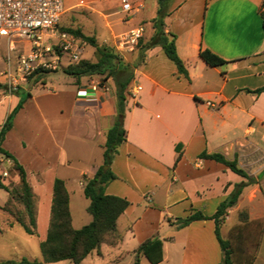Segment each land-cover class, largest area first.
<instances>
[{"label": "crops", "instance_id": "obj_1", "mask_svg": "<svg viewBox=\"0 0 264 264\" xmlns=\"http://www.w3.org/2000/svg\"><path fill=\"white\" fill-rule=\"evenodd\" d=\"M128 1L140 14L122 23L131 25L128 31L142 26L145 32L149 26V39L157 0L152 2L155 14L148 18L142 16L148 0ZM263 1L172 0L164 31L175 36L176 51L187 77L177 72L160 47L147 50L142 64L134 70L130 86L140 85L142 90L132 100L126 98V140L118 147L110 167L116 179L105 187L106 195L126 199L130 204L117 220L122 240L114 247L102 245L99 254L93 251L81 264L87 259L102 258L103 247L122 251L128 243L136 249L126 253H134L139 259L142 255H137L138 247L152 238L162 242L163 257L158 264H219L222 255L214 221H194L184 228H178L176 221L197 212L213 216L219 204L242 183L246 185L237 203L226 211L220 234L226 239L235 225L228 221L241 210L247 212L250 221H263L252 264H264V92H246L264 87ZM118 5L121 9L120 0H88L67 5L65 12L77 15L93 11L106 17L105 13ZM101 21L108 24L105 18ZM71 22L72 17L69 27ZM205 49L226 64L207 65L199 56ZM111 85H106L108 91L96 99H86L90 84L81 79L74 86L75 96L71 93L67 114L54 112L46 104L38 105L41 124L33 123L30 145L26 138L20 139V116L26 101L4 136L1 147L23 167L35 198L36 228L41 220L46 234L55 179L65 184L73 229L92 220L83 189L85 180L103 164L106 134L116 118L115 86L113 82ZM60 94L47 95L60 101ZM77 101L83 103L79 105ZM17 103L14 95L0 98V128ZM33 120L37 119L26 124ZM90 150L97 152L96 157L90 155ZM85 151L90 162L78 169L75 162L81 163ZM203 152L236 159L250 179L215 161L198 158ZM178 155L180 159L175 164ZM8 197L0 205L4 215L0 235L19 226L3 209ZM84 200L88 201L85 214L78 215L76 210L74 215V203L83 204ZM144 201L157 209L145 206Z\"/></svg>", "mask_w": 264, "mask_h": 264}, {"label": "trees", "instance_id": "obj_2", "mask_svg": "<svg viewBox=\"0 0 264 264\" xmlns=\"http://www.w3.org/2000/svg\"><path fill=\"white\" fill-rule=\"evenodd\" d=\"M171 2L172 0H157L156 16L151 20L153 35L147 40H143V37L139 40L135 48L137 50V59L134 64L124 62L113 49L98 46L96 40L83 34L80 28H60V31L70 33L94 47L97 52L96 62L91 63L82 58L78 63L69 65L64 73L73 77L76 83L83 77L98 75L104 77L105 80L111 79L115 86L116 118L106 134L103 148V164L92 178L85 180L83 189L85 198L89 200L87 211L91 215L92 220L80 229H73L69 211V198L65 184L62 180L55 179L47 234L45 240L39 245L41 261L30 262L23 258L18 262L4 261L0 262V264H50L61 261H71L73 264H81L93 251L99 254L102 245L114 247L121 242L122 237L117 231V220L130 204L126 199L106 195L105 187L116 179L110 167L115 155L118 153V147L126 140L123 117L126 107L127 89L134 79V70L142 64L147 50L160 47L166 57L175 65L177 72L187 77L184 63L176 51L175 36L164 31V19L169 15ZM199 56L211 67H219L226 64L225 60L207 49L201 50ZM47 73L49 72H37L29 76L27 80L35 79L34 81L37 83ZM42 84H45L43 80ZM0 88L5 87L0 84ZM246 92L259 95L264 92V87L254 91L246 90ZM11 94L18 97V103L0 128V155L10 160L18 173L19 190L16 200L22 205V211L13 212L6 205L3 209L10 214L13 222L17 223L27 235L33 236L36 233L34 194L26 180L23 167L19 165L11 154L1 147L5 134L12 127L14 117L22 109L27 99L31 97V94L24 92L21 86L17 87ZM198 158L215 161L228 168L234 174L247 180L250 179L249 175L238 165L236 159L228 160L219 153L206 154L205 152L201 153ZM179 159L180 155L176 157L175 164ZM262 175H264V171ZM245 185V183L236 185L234 190L219 204L213 216L206 217L197 212L185 219H178L176 221L178 228H184L194 221L213 220L215 224V237L222 255L219 264H252L256 256L263 221L253 222L246 217L241 224L243 226L235 227L236 230L244 226L257 227L258 237L255 245L253 247H244L241 258L236 257L231 242L228 239H223L220 234V227L226 211L237 203ZM0 189H3L8 194L10 193V190L1 181ZM136 253L137 255L144 256L150 264H158L162 261L163 257L162 242L157 238L148 239L138 247ZM133 264H139L137 256Z\"/></svg>", "mask_w": 264, "mask_h": 264}, {"label": "rangeland", "instance_id": "obj_3", "mask_svg": "<svg viewBox=\"0 0 264 264\" xmlns=\"http://www.w3.org/2000/svg\"><path fill=\"white\" fill-rule=\"evenodd\" d=\"M88 0H63L64 10L67 5L75 2H84ZM154 0H148L145 10L143 11L142 16L144 18H148L155 14V10L153 8ZM66 11V10H65ZM78 11V10H77ZM157 11V9H156ZM66 13V12H65ZM61 18V21L58 25V30L60 28H68V21L72 17V28H80L83 34L86 36L93 37L96 40L98 46L107 47L113 49L115 52L119 54V56L123 59L124 62L129 64H134L137 59V50L132 52L129 51H117L115 47V42L117 38L127 32L131 25L123 24L130 17H125L126 15L122 13L119 5L116 8L109 9L103 15L97 12H77V15H73V11H68ZM138 12H133L132 17L137 16ZM156 16V14H155ZM107 19L108 24H102L101 20ZM126 25V26H124ZM141 25H144V22H141ZM145 32L143 36V40L148 39L149 26L145 27ZM83 45V53L82 58L88 62L94 63L97 61V52L94 47L90 46L86 42ZM9 42L5 39L0 40V84L5 88H0V98L2 97H10L12 94L7 90L8 80L6 78V74L8 70L12 72V74L17 69L18 60L21 55H25L28 53L29 45L21 40H14L13 48L10 49ZM68 68V66H62L60 69L55 72H49L41 78L45 84H42V80L39 82H35V79L27 80L25 83H22L21 87L24 92H29L31 94V99H27L25 110L20 116V139L23 137L31 142L29 136L34 128L33 123L41 124V120L37 113L38 105H49L51 106V110L54 112L64 111L65 114L69 111L70 99H73L75 96V87L79 85V82L76 83L75 79L71 76H68L64 73V71ZM15 76V75H14ZM84 82L88 84L91 83H99L104 85H111L113 82L111 79L105 80L104 77L94 75V76H86L82 78ZM47 83V84H46ZM20 86V85H19ZM111 92H113V86L111 85ZM51 92L61 93L60 97L61 102L57 100V98L50 97L47 94ZM72 93V95H71ZM76 98V97H75ZM129 100L132 98L128 97ZM57 102H60L58 105ZM80 105L83 102L77 101ZM37 119L30 122V125H27V121L30 119ZM25 122V124H24ZM25 126V127H24ZM31 148V147H30ZM29 148V149H30ZM94 152V153H93ZM96 157L97 152L94 150H90V155ZM93 156V157H94ZM84 159H82L81 163H76L75 166L79 168L87 167L90 160H88V153L85 151ZM5 174V176H4ZM0 181L10 190V195L0 189V205L7 200L9 195V203L6 204L7 208L13 212H18V210L22 211V205L19 204L16 200L17 192L19 190V177L17 171L13 167V163L0 155ZM88 201L84 200L83 204L81 202H75L74 205L77 209L74 210V215L78 212L79 214H85V207L87 206ZM145 206L150 207L151 209H157L151 204V202H145ZM77 210V212H76ZM76 212V213H75ZM247 217L248 214L245 210H241L237 215L234 216L233 219H230L229 224L234 222V227H232L226 235V239L231 242L232 247L234 248L235 254L237 258H241V254L244 251V247L249 246L253 247L256 243L258 234L256 226H244L239 230H236L235 227H241L243 225L242 222ZM4 215L0 211V221L3 220ZM249 220V219H248ZM225 221V219H223ZM254 222V221H253ZM222 226V224H221ZM46 227V226H45ZM43 227L42 222L40 220L39 226L36 228V233L34 236L27 235L24 230L17 226L11 230H7L2 235H0V261L5 259H16V258H24L29 260H39L41 258L39 252L38 243L43 241L46 236V228ZM1 229V225H0ZM136 246L133 243H128V245L122 247V251H118L117 249H111L109 247H103V257L95 258L94 261L91 259H87L85 264H133L135 261L134 253H126L128 251H133ZM125 252V253H122ZM139 264H150L145 257H140ZM55 264H73L70 261H63Z\"/></svg>", "mask_w": 264, "mask_h": 264}, {"label": "built area", "instance_id": "obj_4", "mask_svg": "<svg viewBox=\"0 0 264 264\" xmlns=\"http://www.w3.org/2000/svg\"><path fill=\"white\" fill-rule=\"evenodd\" d=\"M120 3L125 17H132L133 12L138 11L128 0H120ZM64 13L63 0H0V40L9 42L10 49L13 48L14 40H21L29 45L28 53L20 56L15 72L12 74L8 70L5 75L10 93L25 83L32 74L55 72L62 66L82 60L83 41L58 30ZM143 35L142 26L122 34L115 42L117 51H134ZM141 90L140 85L129 86L127 97L133 99ZM107 91L106 85L91 83L89 92L84 97L96 99Z\"/></svg>", "mask_w": 264, "mask_h": 264}]
</instances>
